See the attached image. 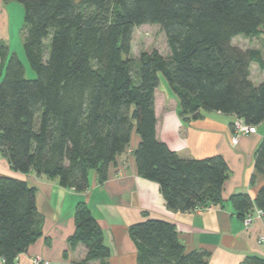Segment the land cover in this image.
I'll return each instance as SVG.
<instances>
[{
    "label": "trees",
    "instance_id": "16d2710c",
    "mask_svg": "<svg viewBox=\"0 0 264 264\" xmlns=\"http://www.w3.org/2000/svg\"><path fill=\"white\" fill-rule=\"evenodd\" d=\"M18 1L23 51L35 76L25 77L23 64L0 39V155L10 169L82 192L90 172L105 181L109 165L136 133L131 154L137 173L157 183L167 209L222 206L227 162L220 155L184 158L157 139L155 91L161 74L179 116L199 119L214 111L259 125L264 81L251 80L250 66L263 69L264 52L232 39L261 41L264 0ZM144 24L163 30L165 56L152 51L137 61L130 57L132 31ZM254 170L264 178V139ZM35 195V186L24 180L0 176L2 264H14L41 235ZM228 199L243 224L254 214L264 218V183L254 198L235 193ZM73 219L68 244L85 248L74 264H109L103 231L85 202L75 204ZM128 234L137 264H208L209 252L186 250L167 219L146 217L130 224ZM240 264H264V257L248 255Z\"/></svg>",
    "mask_w": 264,
    "mask_h": 264
},
{
    "label": "crops",
    "instance_id": "0c3cea01",
    "mask_svg": "<svg viewBox=\"0 0 264 264\" xmlns=\"http://www.w3.org/2000/svg\"><path fill=\"white\" fill-rule=\"evenodd\" d=\"M4 4L0 0V21L5 18ZM255 74L260 77L254 78ZM250 77L255 84L264 81V68L252 63ZM176 107L177 99L170 90L166 86L160 90L158 86L154 101L156 137L184 158L220 155L225 159L230 173L223 184L222 206L185 212L167 209L157 183L137 173L131 154L139 140L136 133L132 134L129 149L109 165L105 181L99 183L95 173L90 172L89 186L82 192L61 187L56 179H43L32 171L14 172L0 155V176L19 178L35 186L36 207L43 217L41 235L25 252L17 255L14 264H32L34 256L53 264H74L82 259L83 245L70 248L67 241L75 228L73 209L78 201L88 205L101 226L103 240L110 251L109 264H137L128 226L146 217L173 222L186 250L209 252L208 264H240L253 254L264 257V218L254 214L250 224L245 226L228 199L235 193H246L254 198L264 183V178L254 170V153L264 139V120L254 133L240 135L233 144L234 116L213 111L191 119L179 116Z\"/></svg>",
    "mask_w": 264,
    "mask_h": 264
},
{
    "label": "rangeland",
    "instance_id": "374dc122",
    "mask_svg": "<svg viewBox=\"0 0 264 264\" xmlns=\"http://www.w3.org/2000/svg\"><path fill=\"white\" fill-rule=\"evenodd\" d=\"M3 9L4 11L1 12L3 16H5V18L4 20L0 21V39L8 47L9 55L14 53L23 64L25 77L28 79H32L35 75L33 70L28 65L22 46L24 35L23 5L18 0H12L5 3L3 5ZM261 38V41L259 39L249 41L245 38L236 36L232 39V42L233 44L240 45L242 47L259 46L260 48L262 47L261 49H263L264 52V35H262ZM130 50V57L135 61L139 60L145 54H150L152 51H157L161 55L165 56L168 52V48L166 44L165 34L161 27L157 24H144L136 26L132 31ZM259 75L255 74L253 75V77L259 78ZM159 76V89L162 90L163 86H166L167 89L170 90L166 79L161 74H159ZM171 94L176 98L173 92H171ZM176 110H178V105L176 107ZM41 178L45 179L44 176H42ZM35 257L53 264L51 261L43 259L39 256L32 257V262Z\"/></svg>",
    "mask_w": 264,
    "mask_h": 264
},
{
    "label": "built area",
    "instance_id": "2783aa9c",
    "mask_svg": "<svg viewBox=\"0 0 264 264\" xmlns=\"http://www.w3.org/2000/svg\"><path fill=\"white\" fill-rule=\"evenodd\" d=\"M255 131H256V127L246 125L243 123L242 120L236 119L233 123V133L234 134H233V138H232V143L236 144L240 135L252 134ZM196 210L200 211L201 208H198ZM258 213L260 214V212H258ZM250 222H251L250 217H246L244 219V225L245 226H248L250 224ZM32 263L33 264H51L50 262L43 261L38 257H35Z\"/></svg>",
    "mask_w": 264,
    "mask_h": 264
}]
</instances>
